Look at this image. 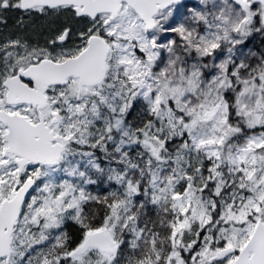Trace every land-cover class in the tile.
Here are the masks:
<instances>
[{
	"label": "snow or ice",
	"instance_id": "snow-or-ice-1",
	"mask_svg": "<svg viewBox=\"0 0 264 264\" xmlns=\"http://www.w3.org/2000/svg\"><path fill=\"white\" fill-rule=\"evenodd\" d=\"M0 264H264V0H0Z\"/></svg>",
	"mask_w": 264,
	"mask_h": 264
}]
</instances>
